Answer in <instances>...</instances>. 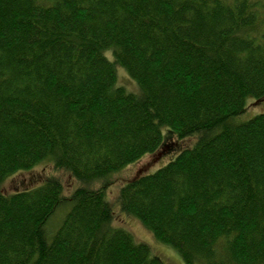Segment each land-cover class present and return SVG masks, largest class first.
Instances as JSON below:
<instances>
[{
	"label": "trees",
	"instance_id": "obj_1",
	"mask_svg": "<svg viewBox=\"0 0 264 264\" xmlns=\"http://www.w3.org/2000/svg\"><path fill=\"white\" fill-rule=\"evenodd\" d=\"M263 99L264 0H0V186L77 183L0 193V264H162L105 192L188 137L117 208L183 264H264V111L237 122Z\"/></svg>",
	"mask_w": 264,
	"mask_h": 264
},
{
	"label": "rangeland",
	"instance_id": "obj_2",
	"mask_svg": "<svg viewBox=\"0 0 264 264\" xmlns=\"http://www.w3.org/2000/svg\"><path fill=\"white\" fill-rule=\"evenodd\" d=\"M108 59L112 60L110 54ZM116 69L117 86L125 88L128 93L135 91L136 87H134L132 80L126 76L125 70L119 67ZM247 104L248 106L245 112L238 117L237 122L239 123L253 119V117L264 111V99L261 100V102L252 101L251 103V101H249ZM171 141L162 149L160 148L156 154L145 155V157L138 162H135L124 168V170L116 173L112 179L111 187L105 192L104 198L114 211V227L116 226L126 231L128 230L137 244L143 243L150 246L153 256L162 264H183V260L180 259V256L174 249L166 245L162 246L161 244H158L156 240L153 239L152 235L142 228L138 221L127 216L125 217L117 208V196L119 190L125 187V184L156 172L158 169L166 166L169 161L173 160L178 155V150L181 152L182 150L191 148L196 143L195 137H188V139L181 141L176 140L177 142L172 144ZM50 177L62 181L63 189L66 194H69L77 186V183L64 171L56 170L52 167L51 163L47 161L36 166V168L31 171L17 173L14 177L7 179V181L0 186V193L3 195H9L16 192L27 191L28 189L37 187V185L43 184ZM62 214L63 210H60L58 219H60Z\"/></svg>",
	"mask_w": 264,
	"mask_h": 264
}]
</instances>
